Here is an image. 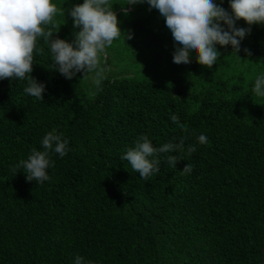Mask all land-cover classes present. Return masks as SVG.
<instances>
[{
	"label": "trees",
	"instance_id": "1",
	"mask_svg": "<svg viewBox=\"0 0 264 264\" xmlns=\"http://www.w3.org/2000/svg\"><path fill=\"white\" fill-rule=\"evenodd\" d=\"M52 2L53 32L72 42L68 11L84 0ZM213 2L231 13L230 0ZM110 3L132 38L113 42L125 63L113 65L106 48L99 86L55 71L43 37L27 75L46 85L44 99L24 92L26 78L0 80V264H74L77 255L86 264H264V97L253 92L264 76V24L237 21L251 27L241 51L217 44L209 69L194 52L191 63L173 62L166 18L147 0ZM53 130L70 151L49 152L50 179L14 174ZM141 136L154 147L183 138L196 150L172 153L182 158L175 168L160 154V173L143 180L120 158Z\"/></svg>",
	"mask_w": 264,
	"mask_h": 264
},
{
	"label": "clouds",
	"instance_id": "2",
	"mask_svg": "<svg viewBox=\"0 0 264 264\" xmlns=\"http://www.w3.org/2000/svg\"><path fill=\"white\" fill-rule=\"evenodd\" d=\"M145 0H128V5L144 3ZM151 9H158L166 18V26L170 29L176 48L173 62L176 64L191 63L190 56L194 52L197 62L211 69L216 64L221 53L216 45H231L238 54L241 42L251 33V27H237L236 22L243 19L251 26L264 24V0H230L231 13L213 0H147ZM122 6L124 14L128 7ZM59 9L52 0H0V80L18 78L28 81L24 92L37 99H44L46 85L38 82L31 74L33 72V53L36 50L37 39L44 38V43L50 45L53 54L54 70L66 79L72 80L83 72V78L94 73V83L99 86L105 79L106 69L101 66V57L114 40L123 33L126 40L132 38L131 33H124L119 27V19L110 0H84L69 9L73 18L72 42L60 39L53 32L56 27L55 17ZM222 22V23H221ZM46 26L47 27L46 30ZM226 26V28H225ZM42 53L43 48L39 49ZM246 55L251 56L249 49L244 48ZM253 92L264 97V76L255 80ZM178 127L177 115L170 116ZM200 144H206V135L197 137ZM43 151L32 149L26 160H21L12 167L14 174L23 169L28 182L36 181L42 184L50 179L47 169L50 166L49 152L54 151L61 157L70 149L68 141L55 130L48 132L42 139ZM196 150L195 145L185 149L184 139L179 143H165L154 147L147 136H141L121 160L130 162L134 172H139L143 180L160 173L161 159L167 166L175 168L180 156L172 153L186 151L191 155ZM54 166V161L51 162ZM192 166L187 164L182 174H190ZM74 264H86L84 257L77 255ZM91 264V262H88Z\"/></svg>",
	"mask_w": 264,
	"mask_h": 264
},
{
	"label": "rangeland",
	"instance_id": "3",
	"mask_svg": "<svg viewBox=\"0 0 264 264\" xmlns=\"http://www.w3.org/2000/svg\"><path fill=\"white\" fill-rule=\"evenodd\" d=\"M110 57H111V63L115 66H117V63H125L122 61L123 55L120 54V48L118 45L112 44L109 49ZM105 57H107V54L105 53ZM88 83L93 84L94 83V73L89 74Z\"/></svg>",
	"mask_w": 264,
	"mask_h": 264
}]
</instances>
